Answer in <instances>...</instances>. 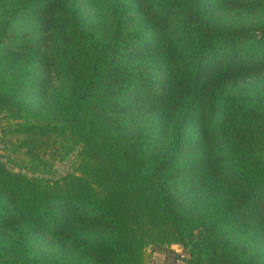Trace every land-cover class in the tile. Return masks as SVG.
<instances>
[{
  "label": "trees",
  "instance_id": "obj_1",
  "mask_svg": "<svg viewBox=\"0 0 264 264\" xmlns=\"http://www.w3.org/2000/svg\"><path fill=\"white\" fill-rule=\"evenodd\" d=\"M148 246L264 264V0H0V264Z\"/></svg>",
  "mask_w": 264,
  "mask_h": 264
},
{
  "label": "rangeland",
  "instance_id": "obj_2",
  "mask_svg": "<svg viewBox=\"0 0 264 264\" xmlns=\"http://www.w3.org/2000/svg\"><path fill=\"white\" fill-rule=\"evenodd\" d=\"M72 158V157H71ZM70 161L66 160L64 162H59L55 166V175L62 174L70 168ZM175 250H183L182 246L179 244H172L171 246ZM146 253L148 256V264H170L172 257L166 250H161L159 248L148 246L146 249Z\"/></svg>",
  "mask_w": 264,
  "mask_h": 264
},
{
  "label": "water",
  "instance_id": "obj_3",
  "mask_svg": "<svg viewBox=\"0 0 264 264\" xmlns=\"http://www.w3.org/2000/svg\"><path fill=\"white\" fill-rule=\"evenodd\" d=\"M178 251H181V250H178Z\"/></svg>",
  "mask_w": 264,
  "mask_h": 264
}]
</instances>
